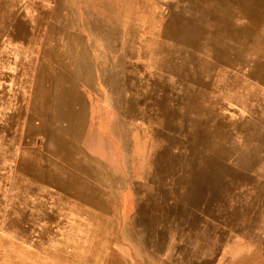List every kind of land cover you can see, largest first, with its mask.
I'll return each instance as SVG.
<instances>
[{
  "label": "rangeland",
  "instance_id": "obj_1",
  "mask_svg": "<svg viewBox=\"0 0 264 264\" xmlns=\"http://www.w3.org/2000/svg\"><path fill=\"white\" fill-rule=\"evenodd\" d=\"M73 92L116 172L47 189ZM0 264H264V0H0Z\"/></svg>",
  "mask_w": 264,
  "mask_h": 264
},
{
  "label": "crops",
  "instance_id": "obj_2",
  "mask_svg": "<svg viewBox=\"0 0 264 264\" xmlns=\"http://www.w3.org/2000/svg\"><path fill=\"white\" fill-rule=\"evenodd\" d=\"M75 90L77 91L76 87L73 91ZM58 97L54 98L57 102ZM61 97H63L60 101L63 106L62 111L56 112L55 117L58 116L60 124L66 125V128L61 129V133L59 132L53 137L54 143L51 146H47L43 150L32 149L23 162L26 176L36 183L43 182L50 185L43 184L47 189L51 186L59 189L60 184L63 185L66 181L79 180L86 184L98 179L102 171L116 172V151L110 141L111 137L114 139L116 134L117 110L115 107L100 102L96 111L93 109L92 124L89 120L86 121L87 131L83 129L81 132H76L72 126L75 124L77 116L78 95L76 96L73 92L72 94H61ZM80 100L84 103L85 95L80 96ZM55 105L56 110H59V105L57 103ZM90 126L92 130L89 129ZM102 129L105 130L104 132L108 129L109 133L105 135L101 132ZM65 173L69 175L66 176Z\"/></svg>",
  "mask_w": 264,
  "mask_h": 264
}]
</instances>
